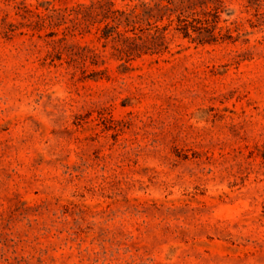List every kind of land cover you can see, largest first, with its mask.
<instances>
[{
    "label": "rangeland",
    "instance_id": "374dc122",
    "mask_svg": "<svg viewBox=\"0 0 264 264\" xmlns=\"http://www.w3.org/2000/svg\"><path fill=\"white\" fill-rule=\"evenodd\" d=\"M184 1L125 62L133 0H0V264H264V0Z\"/></svg>",
    "mask_w": 264,
    "mask_h": 264
},
{
    "label": "trees",
    "instance_id": "16d2710c",
    "mask_svg": "<svg viewBox=\"0 0 264 264\" xmlns=\"http://www.w3.org/2000/svg\"><path fill=\"white\" fill-rule=\"evenodd\" d=\"M134 4H128L126 10L109 8L112 24H105L100 30L99 40H104V45L111 40L115 55L119 59L129 62L143 55L162 54L168 49L166 31L176 22L175 30L184 37L192 38L200 43H216L221 33H216V20H210L208 16L219 17V12L204 11L203 18L196 16V12L185 14L192 10L191 5H186L184 0H133ZM152 1H154L152 3ZM113 5V2L109 1ZM190 9V10H189ZM176 13V18L172 15ZM167 23L159 24L164 19ZM120 27H123L120 29ZM232 39L231 35L228 36Z\"/></svg>",
    "mask_w": 264,
    "mask_h": 264
}]
</instances>
